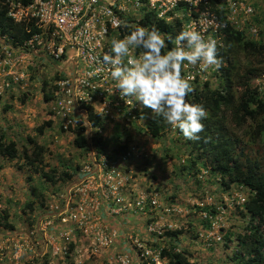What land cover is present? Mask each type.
Segmentation results:
<instances>
[{
    "label": "rangeland",
    "instance_id": "374dc122",
    "mask_svg": "<svg viewBox=\"0 0 264 264\" xmlns=\"http://www.w3.org/2000/svg\"><path fill=\"white\" fill-rule=\"evenodd\" d=\"M247 1L259 7L258 14H264V0ZM211 72H206L208 78ZM28 74L5 88L0 68V130L20 146L29 143L28 137L36 138L49 150L45 156L49 167L64 170L65 163L79 168L66 183L53 185L27 167L20 169L16 161L0 158V214L9 210V220L15 225L13 230L0 227V264H166L159 250L167 242L187 251L194 264H236L232 260L235 239L250 222L240 214L250 196L247 189L236 185L225 189L219 177L200 164L190 173L195 154L187 139L172 127L154 137L148 129L153 113L136 114L130 122L102 126L106 138L116 139L106 152L119 155L129 147L135 155L124 172L128 182L120 184L117 195L111 197L113 206L122 211L105 216L102 199L73 194L90 150L82 153L74 144V135L62 132L61 121L51 113L43 82L50 81L52 88L55 69L37 63ZM45 120L54 124L40 135L36 128ZM253 149L254 156H264V147ZM37 185L44 190L46 203L37 200L27 215L23 210ZM68 197L72 198L69 211ZM181 227L185 231L176 238L166 234Z\"/></svg>",
    "mask_w": 264,
    "mask_h": 264
},
{
    "label": "trees",
    "instance_id": "16d2710c",
    "mask_svg": "<svg viewBox=\"0 0 264 264\" xmlns=\"http://www.w3.org/2000/svg\"><path fill=\"white\" fill-rule=\"evenodd\" d=\"M253 5L254 8L259 9L256 4ZM181 8L186 12L189 10V5L182 3ZM192 14L198 18L196 11ZM257 15L254 21L262 27L261 38L259 40L249 38L244 31H237L231 24L227 25L226 35L222 37L226 47L221 48L218 53L222 58L221 66L213 74L216 80L201 82L204 83L203 85L192 84L195 91L188 97L192 102L203 104L208 112L207 118L203 121L204 130L199 133L200 138L198 140L187 139L192 154H195V158L189 164L190 173L200 164L210 173L217 175L225 189L236 185L247 189L250 194L243 204V210L240 211L243 218L249 217L250 222L245 232L238 234L235 239L236 250L232 260L236 264H264V156L259 153L256 156L253 155L254 146L264 147V100L255 87L256 77L264 71V14L257 13ZM146 20L149 28L154 25L162 33L172 34L173 37L183 29L181 20H177V23L167 22L165 19L156 21L153 14H147ZM34 32L33 28L27 31L25 23H16L9 18L6 0H0V35H9L15 40H24L30 38ZM167 46L171 48L175 45L167 43ZM183 72L182 67V75H184ZM57 78L58 75H55L53 80ZM43 89L45 99L51 101L54 94L50 81L44 80ZM25 97H27L26 94L23 98ZM147 113H152V110L147 108L138 112V116ZM89 116L93 129L105 124L93 110ZM53 124V120H45L37 126L36 131L43 135ZM170 128L171 126L164 121L162 116L152 114L148 122L149 133L152 136L158 137ZM85 130L84 123L78 127L71 126L69 131L61 129L62 132L73 134L75 146L82 153H88L89 138ZM176 130L179 132L178 129ZM117 135L118 139L120 133ZM90 140L97 150L106 152L107 145L116 139L106 138L104 134L97 131L93 133ZM28 141L27 145L20 146L17 141L9 140L7 134L0 130V158L9 162L16 161L20 169L27 167L31 173L39 175L43 181L53 185L66 183L78 171L79 166L74 167L65 163H63L64 170L49 167L45 162L48 148L40 144L36 138L28 137ZM121 147L127 148L126 146ZM256 151L259 152V149ZM2 168L3 166L0 165V171ZM197 171L198 168L196 173ZM37 200L41 205L46 203L45 192L39 185L32 189V200L26 203L23 210L25 214L29 215L28 213L34 210ZM9 218V210H3L0 214V227L15 229V225L10 222ZM184 231L181 227L175 232L166 234L176 238ZM227 239L228 242H232L231 238ZM159 257L165 260L166 264H194L187 251L178 250L175 246H171L170 242L159 250Z\"/></svg>",
    "mask_w": 264,
    "mask_h": 264
},
{
    "label": "built area",
    "instance_id": "2783aa9c",
    "mask_svg": "<svg viewBox=\"0 0 264 264\" xmlns=\"http://www.w3.org/2000/svg\"><path fill=\"white\" fill-rule=\"evenodd\" d=\"M179 1L6 0L8 17L16 23H25L27 31L33 28L35 32L24 40L0 35V68L4 74L1 83L9 88L12 83L25 80L37 63L55 69L58 78L51 88L54 94L51 113L66 131L84 123L89 138L90 160L73 194L102 199L105 216L122 211L113 206L111 197L125 183L126 163L133 153L129 147L118 155L103 153L92 146L93 133L104 134L107 130L101 126L93 129L89 115L93 110L106 124L130 122L136 118L133 113L142 107L134 98L120 96L103 56L110 53L112 38H123L136 26L149 28L147 14L154 13L159 21L168 17ZM139 52L137 49L132 54L138 56ZM71 199L66 200L67 211Z\"/></svg>",
    "mask_w": 264,
    "mask_h": 264
},
{
    "label": "clouds",
    "instance_id": "9594fccd",
    "mask_svg": "<svg viewBox=\"0 0 264 264\" xmlns=\"http://www.w3.org/2000/svg\"><path fill=\"white\" fill-rule=\"evenodd\" d=\"M212 1L181 0V4L189 5L186 12L179 8L183 10L187 23L182 21L183 29L175 37L162 33L154 25L150 28L136 26L123 38H112L110 53L106 52L103 56L122 98H134L142 108L162 116L168 125L178 129L189 140L200 138L199 133L205 127L203 121L208 116L203 104L188 99L195 91L193 85L204 84L192 81L190 74L195 68L194 74L206 82L216 80L213 74L222 62L218 53L226 44L217 42L214 36L226 35L227 25L231 24L235 30L244 31L249 38H261L262 27L254 21L258 15L253 3L247 0ZM179 9L175 8L168 15ZM193 11L197 12L198 18L193 16ZM166 42L175 46L169 48ZM137 49L141 51L134 56L132 53ZM182 66L185 74L189 75L181 74ZM210 69L212 72L208 78L206 72ZM262 78L264 71L256 77L255 87L264 100Z\"/></svg>",
    "mask_w": 264,
    "mask_h": 264
},
{
    "label": "bare ground",
    "instance_id": "6f19581e",
    "mask_svg": "<svg viewBox=\"0 0 264 264\" xmlns=\"http://www.w3.org/2000/svg\"><path fill=\"white\" fill-rule=\"evenodd\" d=\"M177 9H179L180 7H181V2L179 1V2H177V5L175 6ZM182 11V16H183V18L181 17V13H180V9L179 10H177L174 14H171V15H168V17H166V18H163V19H165L167 22H176L177 23V20H181V21H183L184 23H187V18L185 17V14H184V12H183V10H181ZM253 15H256V13L254 12V11H252L251 12ZM149 14H153L154 15V13H149ZM176 14V15H175ZM169 17H171L172 18V20L170 19H168ZM145 19H146V17H145ZM163 19H161V20H163ZM154 20H156V21H158L157 19H155L154 18ZM160 21V20H159ZM142 26V25H141ZM222 37H223V35L222 34H216L215 36H214V38L217 40V42H221V43H224V41H223V39H222ZM225 44V43H224ZM141 51V50H140ZM183 73H184V75L185 76H187V75H189V74H185V68H183ZM192 77H193V79H192V81H196V80H198L199 82H205L206 80L204 79V78H202V77H200V76H198V75H196V74H190ZM23 81V80H22ZM51 106H52V104H51ZM142 110H140V111H137V112H134L133 114V116L134 117H136V114H138V112H141ZM130 150L133 152V149L132 148H130ZM110 153H113V152H111L110 151ZM133 155H134V152H133ZM134 157H135V155H134ZM115 159L116 160H118V161H120L121 160V158L120 157H115ZM126 164H130V161H128ZM125 177V176H124ZM126 179V178H125ZM128 182V180L126 179L125 180V184ZM118 204L120 203V202H117ZM119 207H122V206H119Z\"/></svg>",
    "mask_w": 264,
    "mask_h": 264
}]
</instances>
